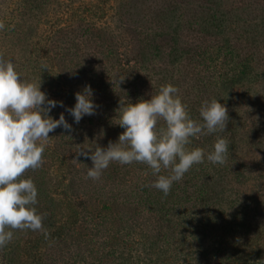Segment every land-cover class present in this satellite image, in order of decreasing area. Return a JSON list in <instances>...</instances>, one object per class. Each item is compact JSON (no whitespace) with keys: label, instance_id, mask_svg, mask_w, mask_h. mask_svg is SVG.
I'll list each match as a JSON object with an SVG mask.
<instances>
[{"label":"trees","instance_id":"trees-1","mask_svg":"<svg viewBox=\"0 0 264 264\" xmlns=\"http://www.w3.org/2000/svg\"><path fill=\"white\" fill-rule=\"evenodd\" d=\"M56 1L19 0L18 6L13 4L20 20L5 26L3 33L8 39H0V55L15 61V70L23 80H40V90L46 97L64 105L57 104L48 115L59 119L63 114L68 123L70 113L65 109L75 105L77 90L63 78L61 69H68L67 64L73 62L68 57L72 49H61L58 37L65 30L71 31L74 22L79 25L85 19L68 9L67 15L65 12L64 16H56L47 33H38L34 42L30 40L26 19L30 14L37 15L40 23ZM124 1L119 0L120 13ZM206 3L198 7L189 0L156 4L153 15L158 20L153 27L150 24L139 44L124 54L114 53V73L118 76L136 69L146 74L131 87H114V134L124 131L117 124L116 110L121 100L136 103L150 99L164 84L176 87L185 55L193 51L200 64L207 61V67L212 68L211 79L198 80L211 92L202 99V95L191 94L189 88L182 89V102L189 115L200 121L201 103L214 97L227 108L229 120L224 132L193 138L190 147L203 148L207 154L219 135L229 142L228 159L223 165L212 164L206 158L193 165L181 181L172 184L167 196L152 187L156 179L152 170L146 164L134 162L137 175L120 181L119 202L131 200L136 212L134 218L125 219L114 210V264H264V0H236L228 9L221 8L220 1ZM60 21L64 22L55 23ZM107 27L103 24L93 29L101 32ZM187 32L194 41H190ZM226 32L230 35L225 36ZM213 33L223 40L207 41ZM185 34L189 39L187 47L190 46L187 51L177 44ZM153 36L167 38L169 44L163 46L169 61L163 67L171 73L148 80L153 74L145 72L149 69L147 63L161 51ZM110 58L111 54H104V60H96L106 64ZM167 65L171 70L166 69ZM102 70L106 71V66ZM252 90L260 94H251ZM107 92L111 94L112 90ZM91 100L95 108L101 106L97 98ZM76 125L71 128L78 134ZM162 126L163 121L158 124ZM67 135L63 127L49 133L42 166L28 170L22 177L32 179L37 188L35 207L44 216L43 225L49 237L45 239L41 232L31 230L14 231L13 240L0 249L1 264H52L48 252L53 245H78L84 241L81 223L87 214L86 207L70 192L73 170L76 172L82 157L76 151L66 150ZM161 174L169 173L162 170ZM109 215L100 212L98 217L109 220Z\"/></svg>","mask_w":264,"mask_h":264},{"label":"clouds","instance_id":"clouds-1","mask_svg":"<svg viewBox=\"0 0 264 264\" xmlns=\"http://www.w3.org/2000/svg\"><path fill=\"white\" fill-rule=\"evenodd\" d=\"M5 24L0 22V31ZM10 59L0 55V249L14 238V231L41 232L44 216L38 214V191L32 179H23L28 170L43 164V154L50 140L49 133L57 127L71 131L63 114L53 119L48 113L62 102L50 100L42 92L41 82L23 80ZM123 80V79H122ZM121 80V81H122ZM92 90L86 86L75 94V105L66 108L74 121L94 115ZM200 121L193 119L182 102L179 89L164 84L150 99L136 103L121 100L117 124L124 129L116 143L106 148L97 146L81 149L78 156L91 160L86 179L99 180L110 163L121 165L133 162L146 164L156 177L152 187L167 196L174 182L181 181L193 165L205 161L223 165L228 159L229 142L217 135L212 150L205 153L200 147H190L193 138L222 133L228 123V110L211 98L199 108ZM163 121V126L158 124ZM162 170L168 175L161 174Z\"/></svg>","mask_w":264,"mask_h":264},{"label":"rangeland","instance_id":"rangeland-1","mask_svg":"<svg viewBox=\"0 0 264 264\" xmlns=\"http://www.w3.org/2000/svg\"><path fill=\"white\" fill-rule=\"evenodd\" d=\"M169 1L126 0L123 2L120 13V11H117L119 0H57L47 9L45 18H40L42 20L40 23L37 22V15L32 16L30 14L26 18L30 26V40L32 42L37 41L38 33L45 34L50 27L54 26L53 21L57 15L65 12L67 15L69 10H74L85 19L79 25L74 22L73 29L68 33L67 30L64 31V34L59 35L57 33L60 48H63L64 51L65 47L72 49V53L70 52L68 57L73 62L70 65L67 64L68 69L62 68L61 72L66 83L75 87V91L77 90L75 94L78 92L83 93L85 87L88 86L92 90V99L93 97L97 98L101 106L95 108L94 115H85L77 123L78 134L74 133L73 127L70 132L68 131L66 136L68 145L65 146L68 152H78L86 148L94 149L96 145L106 148L109 142L116 143L118 141L119 135L114 134V87H120L121 85L131 87L132 84L139 82L141 76L145 73L136 69L131 74L118 76L116 72L114 73V53L124 54L126 50L131 49L135 44L138 45L146 30H150L149 27L151 25L153 27V24L158 20L154 18L153 8L157 9L156 4L158 3ZM189 1L195 7L207 4L206 0ZM215 1H220L221 8L228 9L232 1L235 2L236 0ZM13 4L18 6L19 0H0V22H3L7 28L9 25L17 24V20H20V16L16 12L17 7L13 8ZM195 10L200 13L198 8ZM61 22L64 21L55 23ZM103 24L108 25L105 31L99 32L93 29L102 27ZM5 30H7L6 27ZM5 30L0 31V39L2 38V40L8 39L7 34H4ZM187 34L190 41H194L192 40V34L188 32ZM229 35L230 33L226 32L225 36ZM182 37L183 41H177L178 47H183L187 51L190 46L187 47L186 41L189 39L186 34ZM153 38H155L154 42L156 44L160 43L161 51L147 63L146 68L149 69L145 72L153 74L148 80L159 79L162 74L168 77L171 73V71L166 73L163 67L169 61L167 48L164 47V44H169L167 38L163 37V40L159 39L158 36H153ZM220 38L222 36H215L213 33L212 37L209 36L206 40L214 39L215 41ZM222 40L220 39V41ZM51 46L54 47L53 44ZM53 47H50L52 54ZM187 53L185 61H183V64L181 63L182 65L180 64L181 71L178 82L174 85L179 89V92L182 89L189 88L188 91L191 94L195 96L202 95V99H206L207 96H210L211 91L199 84L198 80L211 79L212 68L207 67L209 65L206 63L207 61L200 64V59L193 51H187ZM104 54H111V58L106 64H101L97 60H104ZM104 66L107 68L106 71L102 70ZM167 66L166 69L171 70V66ZM107 90H112L111 94ZM198 90L201 92H198ZM251 92V94H260L256 90ZM73 100L75 101V98ZM107 107L110 108L108 111H106ZM74 123L76 122L70 114L68 124L72 125ZM81 157V163L76 164V172L73 170L72 179L70 180V183L72 182L70 192L80 199L86 207L88 215L85 213V219L81 223L84 241L78 244L79 246L74 244L69 246L53 245L49 249V257L52 264H114V210L119 211V214L125 219L134 218L133 214L136 212L131 200H129V203L119 202L121 190L119 183L134 178L137 175V170L134 169V162L127 165L112 162L103 171L100 179L94 181L86 179L87 167L92 166L91 160ZM139 164L142 165L143 163ZM114 202L116 203L114 204ZM99 211L111 214L109 220L98 217ZM2 259L3 257L0 255V264Z\"/></svg>","mask_w":264,"mask_h":264}]
</instances>
